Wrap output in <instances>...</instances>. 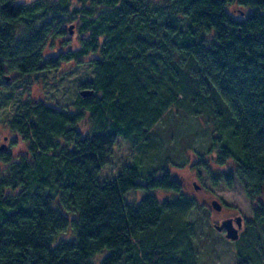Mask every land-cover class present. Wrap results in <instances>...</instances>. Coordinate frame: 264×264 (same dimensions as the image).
Here are the masks:
<instances>
[{"label": "trees", "instance_id": "16d2710c", "mask_svg": "<svg viewBox=\"0 0 264 264\" xmlns=\"http://www.w3.org/2000/svg\"><path fill=\"white\" fill-rule=\"evenodd\" d=\"M69 21L77 45L47 55ZM62 61L91 68L92 93L66 108L22 98L7 118L26 147L0 143V264H196L201 208L168 159L98 178L118 138L146 144L169 109L209 127L213 164H193L213 185L236 178L264 223V0H0L3 86ZM250 248L238 264H264Z\"/></svg>", "mask_w": 264, "mask_h": 264}, {"label": "rangeland", "instance_id": "374dc122", "mask_svg": "<svg viewBox=\"0 0 264 264\" xmlns=\"http://www.w3.org/2000/svg\"><path fill=\"white\" fill-rule=\"evenodd\" d=\"M28 2L30 0H16ZM72 21L66 22L68 27ZM73 23V22H72ZM78 34L65 33L57 45L50 46V39L43 43L41 49L47 55L57 50L66 51L71 45H77ZM66 40V42H64ZM84 59L86 57H83ZM4 82L0 81V143L14 156L25 152V143L16 134L6 128V120L10 117L19 100L37 97L42 101L59 108L70 107L78 94L79 85L91 78V68L85 63L62 61L59 66L48 72L20 76L17 73H6ZM84 89V88H83ZM209 127L192 114H178L169 109L150 130L147 143L143 141L130 143L118 138L108 155V162L101 167L99 180L113 179L122 166L140 162L143 170L159 166L165 160L170 175L180 180L181 192L193 196L201 208L192 217L197 219L195 241L197 242L196 264H238L236 251L251 246L250 250L264 255V223L254 219L253 209L245 196L242 186L236 178L231 186L223 183L213 185L203 168L197 169L193 164L202 153L211 164L213 153H206L209 140ZM158 199L166 198L170 192L151 190ZM134 195V198H133ZM139 192L128 193L125 199L129 202L138 199ZM264 203V197L259 198ZM216 200L222 206L220 210L212 207ZM240 215L243 225L239 230L238 240H229L223 231L214 228V222H220L227 216ZM251 232L253 233L251 238ZM257 243L259 247H257ZM259 264H262L259 262Z\"/></svg>", "mask_w": 264, "mask_h": 264}, {"label": "water", "instance_id": "95a60500", "mask_svg": "<svg viewBox=\"0 0 264 264\" xmlns=\"http://www.w3.org/2000/svg\"><path fill=\"white\" fill-rule=\"evenodd\" d=\"M73 24L68 27V32L72 33ZM92 93L90 89H81L79 94L89 95ZM211 205L214 209L220 210L221 204L216 200L211 201ZM234 223V224H233ZM213 226L218 231H224V235L229 240H236L239 236V230L242 227V217L240 215L234 216L233 218H225L220 222H214Z\"/></svg>", "mask_w": 264, "mask_h": 264}, {"label": "flooded vegetation", "instance_id": "af4514ba", "mask_svg": "<svg viewBox=\"0 0 264 264\" xmlns=\"http://www.w3.org/2000/svg\"><path fill=\"white\" fill-rule=\"evenodd\" d=\"M221 208H222V206H221ZM235 216V215H234ZM234 216H227V217H225V218H233ZM234 224V223H233ZM242 225H243V219H242ZM223 231V230H222ZM224 232V231H223Z\"/></svg>", "mask_w": 264, "mask_h": 264}]
</instances>
